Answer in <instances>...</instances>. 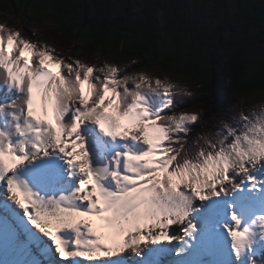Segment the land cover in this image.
<instances>
[{"label":"snow or ice","instance_id":"snow-or-ice-1","mask_svg":"<svg viewBox=\"0 0 264 264\" xmlns=\"http://www.w3.org/2000/svg\"><path fill=\"white\" fill-rule=\"evenodd\" d=\"M131 7L132 39L123 52L111 46L113 60L84 46L94 61L58 51L36 35L48 30L42 10L32 35L0 25V264H256L264 256V104L246 108L250 93L238 82L234 99L210 91L209 52L227 29L209 21L207 37L192 30L209 98L182 108L198 93L167 67L155 71L167 64L148 35L155 5ZM105 9L98 0L93 18ZM248 11L239 24L251 25ZM117 13L119 5L108 24ZM101 32L112 35L103 22ZM133 40L151 67L133 58Z\"/></svg>","mask_w":264,"mask_h":264},{"label":"trees","instance_id":"trees-1","mask_svg":"<svg viewBox=\"0 0 264 264\" xmlns=\"http://www.w3.org/2000/svg\"><path fill=\"white\" fill-rule=\"evenodd\" d=\"M97 2L98 0H0V25L10 28L15 26L14 28L22 29L23 32L32 35L30 28L36 27L33 20L39 17L42 10L48 17L45 22L48 30L37 31L36 35L54 44L58 51L65 55L79 54L82 58L94 61L95 55L89 53L96 50L101 57L113 60L118 56V52L109 56L111 46L123 52L128 48L127 40L132 39L129 25L137 13L131 6L135 4L137 8H142L144 5L154 4L155 8L149 7L146 10L152 11V23L155 25L154 30L148 35L155 36L153 40L155 55L160 56L162 50L163 59L167 60L166 65L162 60L161 66L156 67L155 71L159 74L162 73L163 67H167L170 70L168 76L171 80L198 93L186 100L185 104L181 105L182 108H193L195 106L193 101L203 104L209 98V92L200 87L201 69L197 65L198 57L202 58L203 54L198 49L196 37L192 35V30H196L207 37L209 21L223 25L227 29L221 37L220 44L215 46L216 51L209 52V55L215 57L207 61L211 71L210 91L219 92L223 89L230 99H234L230 89L233 82H238L239 85L245 86L246 92L250 93L244 97L246 108L264 100V23L260 22L261 14L264 13V0H99L107 5V9L100 10L94 19L93 5ZM117 5L121 6L124 15L117 13L112 17V23L108 24L111 9ZM168 5H172L175 11L169 9ZM245 5L250 10L248 18L252 21L251 25L239 24L240 10ZM77 6H83L79 17L75 12L70 15V10ZM221 8L223 18L220 15ZM182 12L184 16H181ZM202 12L203 17H201ZM162 20L164 23H161ZM101 22L104 23L105 30L112 33L110 37L102 34ZM142 23L143 30L147 31L150 26L148 20L144 18ZM81 28L84 29L83 32ZM173 28L176 30L173 31ZM249 30H251L250 40L245 39V34ZM228 34L239 35L240 38L235 41L227 39L225 43ZM136 35L139 39L140 34ZM106 39L107 45L104 44ZM136 43V40L132 41L131 48H134L135 52L131 55L133 58L136 55L142 56L143 66L151 67L152 61L136 48ZM141 44L147 46L146 41H141ZM182 44L184 47H181ZM200 45L210 47L203 41ZM81 46L87 47L89 53L80 52ZM232 48L237 51H231ZM237 52L241 54L237 56L239 62L233 63L232 57L236 56ZM225 55L228 59L224 58ZM134 67L138 68L140 65ZM256 264H264V256L258 255Z\"/></svg>","mask_w":264,"mask_h":264},{"label":"rangeland","instance_id":"rangeland-1","mask_svg":"<svg viewBox=\"0 0 264 264\" xmlns=\"http://www.w3.org/2000/svg\"><path fill=\"white\" fill-rule=\"evenodd\" d=\"M14 27H15V26H14ZM14 27H13V28H14ZM30 31H31L30 33L32 34L33 31H35V29H31V28H30ZM26 55H27V54H26ZM52 70L55 71L56 69L53 68ZM258 102H259V101H258ZM260 104H264V100H262L261 103L253 104V106H258V105H260ZM250 108H251V107H250Z\"/></svg>","mask_w":264,"mask_h":264}]
</instances>
